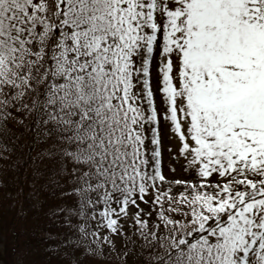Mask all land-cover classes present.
<instances>
[{"label":"snow or ice","instance_id":"1","mask_svg":"<svg viewBox=\"0 0 264 264\" xmlns=\"http://www.w3.org/2000/svg\"><path fill=\"white\" fill-rule=\"evenodd\" d=\"M4 217L7 264H264V0H0Z\"/></svg>","mask_w":264,"mask_h":264},{"label":"trees","instance_id":"2","mask_svg":"<svg viewBox=\"0 0 264 264\" xmlns=\"http://www.w3.org/2000/svg\"><path fill=\"white\" fill-rule=\"evenodd\" d=\"M40 199H43V196L40 197ZM37 201L36 200H32V201H27L25 200L23 203L24 207H30L31 204H35ZM17 206H20V201H17ZM33 212L37 211V209H32ZM14 217V214H13ZM6 223H15L17 224L19 227H23L25 226L26 223H28V221H17L13 218V220L9 221L7 219V217H4L2 219H0V225L2 224H6ZM31 242L33 245H37V237L35 236H30L28 233H23L20 237V244L22 246H26L27 242ZM17 243L16 239L13 238L10 234H8V244L9 245H15ZM13 258V252L11 247H5L4 244H0V264H7L8 261H10Z\"/></svg>","mask_w":264,"mask_h":264}]
</instances>
